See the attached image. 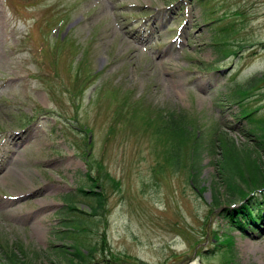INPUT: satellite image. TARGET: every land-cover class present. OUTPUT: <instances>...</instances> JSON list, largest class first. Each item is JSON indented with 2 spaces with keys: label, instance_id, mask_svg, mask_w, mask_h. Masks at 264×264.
Wrapping results in <instances>:
<instances>
[{
  "label": "rangeland",
  "instance_id": "374dc122",
  "mask_svg": "<svg viewBox=\"0 0 264 264\" xmlns=\"http://www.w3.org/2000/svg\"><path fill=\"white\" fill-rule=\"evenodd\" d=\"M206 2L0 0V264L11 245L68 264L59 231L79 217L88 264H264V204L259 227L231 228L223 212L239 206L211 146L234 139L259 159L227 96L254 79L235 98L264 116V0ZM170 115L189 137L168 132Z\"/></svg>",
  "mask_w": 264,
  "mask_h": 264
},
{
  "label": "trees",
  "instance_id": "16d2710c",
  "mask_svg": "<svg viewBox=\"0 0 264 264\" xmlns=\"http://www.w3.org/2000/svg\"><path fill=\"white\" fill-rule=\"evenodd\" d=\"M204 4L207 3L206 0H199ZM214 11V9H211ZM214 19L206 22V24L213 22ZM221 29L219 33L222 31ZM226 35V33L224 34ZM61 38V37H60ZM62 40H65L62 38ZM231 42V41H230ZM223 44L224 43H216ZM225 46V45H224ZM235 50V54H238V51L241 48V44L233 45ZM223 47L218 46V51L222 52ZM234 54V53H233ZM257 82L254 79H248L244 83L237 85L236 89L231 92L227 98L232 100V102H240L242 105L238 113L236 114L237 120H243L245 122V131L244 133L250 138L249 140L253 143V149L258 153V158H252L253 156L249 154V156H245L241 153V149H238V146L234 139H227L226 144H218L216 142H220V138L215 137L211 141L212 150L218 154V157L215 161L217 173L216 177L218 178V183H222L225 187V190L228 194L229 201H238L242 202L237 209L226 210L224 213L225 216H228L232 219L231 228H239L241 230H246L248 227L257 228L259 227V222L263 219L262 216H253L254 210H252L253 205L252 202H257L260 200V205L264 204V161L261 158H264V116H256V109L248 108L243 105V99L235 98L238 94H246L249 93L252 89L253 85ZM232 96V97H230ZM175 115L168 116V119L165 121L166 128L168 132L173 134L175 138L183 137V139L189 137L191 129H189L183 122V117L175 118ZM166 117V115H164ZM216 147H222L221 151L218 152L215 150ZM204 144L203 140L199 135H195V139H193L192 146V154H191V172L192 176L195 179H198L200 170H201V161L200 157L203 153ZM220 155V156H219ZM170 157H174L175 163L180 164L179 157L175 154L170 155ZM102 175V174H101ZM105 178V177H104ZM89 184V183H88ZM91 187H95L90 184ZM92 189V188H91ZM79 191L82 193H87L85 191V186H81ZM96 196L92 198L94 201L90 205V215L99 212L104 208V192L95 193ZM90 198V196H88ZM66 209L73 215L74 210L79 211L81 213H85V210L77 208L74 202L69 201L66 206ZM234 210V211H233ZM233 212L236 214L242 213L244 217L240 218L238 221L236 216H234ZM73 221L66 222V227L59 231L62 232L60 238L64 244H62V248L57 249L61 256L65 258V261L68 264H88L90 259L92 258V253L95 251V247H91L88 251L83 249V243L79 240L80 235L83 232V225L81 224V217L79 218H71ZM82 225V226H81ZM250 225V226H248ZM71 241V244L66 245L65 242ZM226 244V243H222ZM229 244L233 245L232 237H229ZM17 245V243H16ZM68 246V247H67ZM5 247V246H4ZM7 247V246H6ZM5 247L4 253V263L3 264H34V258L31 256L32 253L26 255L23 246L21 245L20 252L17 253L15 250L16 247L8 246ZM66 248H73L75 251L70 252L65 250ZM22 254V255H19ZM38 253L36 254V256ZM71 255V256H70ZM25 257V258H24ZM234 264V263H232Z\"/></svg>",
  "mask_w": 264,
  "mask_h": 264
},
{
  "label": "bare ground",
  "instance_id": "6f19581e",
  "mask_svg": "<svg viewBox=\"0 0 264 264\" xmlns=\"http://www.w3.org/2000/svg\"><path fill=\"white\" fill-rule=\"evenodd\" d=\"M51 205L49 204L47 207H50Z\"/></svg>",
  "mask_w": 264,
  "mask_h": 264
}]
</instances>
